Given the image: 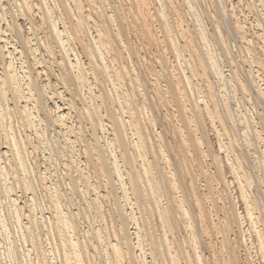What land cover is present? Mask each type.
Instances as JSON below:
<instances>
[{
	"label": "bare ground",
	"instance_id": "1",
	"mask_svg": "<svg viewBox=\"0 0 264 264\" xmlns=\"http://www.w3.org/2000/svg\"><path fill=\"white\" fill-rule=\"evenodd\" d=\"M0 264H264V0H0Z\"/></svg>",
	"mask_w": 264,
	"mask_h": 264
},
{
	"label": "rangeland",
	"instance_id": "2",
	"mask_svg": "<svg viewBox=\"0 0 264 264\" xmlns=\"http://www.w3.org/2000/svg\"><path fill=\"white\" fill-rule=\"evenodd\" d=\"M209 131L211 132L212 130H210V128H207V132H208V136H209V138H210V136H211V138L209 139L210 140V142H212V145H213V147H214V149L217 151L218 150V143H217V140L215 139V135H214V133H213V131L209 134ZM216 146V147H215ZM226 171V173H227V176H228V178H229V180L230 179H232V176H231V174L230 173H228V171L227 170H225ZM234 182L232 181V188H233V193L237 196L238 195V191H237V189H236V186H235V183L233 184ZM235 187V188H234ZM238 203H239V206H240V208H241V211L243 212V211H245V208H243V205H242V202H241V200L239 199V201H238ZM243 213H245V212H243ZM246 223H248V222H246ZM245 223V224H246Z\"/></svg>",
	"mask_w": 264,
	"mask_h": 264
}]
</instances>
